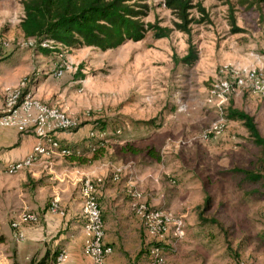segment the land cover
I'll use <instances>...</instances> for the list:
<instances>
[{"label": "rangeland", "instance_id": "1", "mask_svg": "<svg viewBox=\"0 0 264 264\" xmlns=\"http://www.w3.org/2000/svg\"><path fill=\"white\" fill-rule=\"evenodd\" d=\"M192 1L200 3L206 18L200 21L191 10L199 20L190 25L198 55L191 66L176 61L185 54L187 39L176 30L157 39L147 32L106 51L82 47L39 54L18 28V0H0V62L16 69L15 84L32 80L29 91L36 98L102 137L105 152L98 160L111 168L107 172L122 173V166L133 162L151 181L155 187L149 195L143 196L139 185L130 187L140 190L139 199L148 206L179 217L183 227L181 236L170 229L164 234L163 264H264V173L252 182L232 171L254 170L258 148L239 121L223 117L228 106L242 109L264 134V96L211 85L224 67L264 73V2ZM145 3L144 22L171 27L175 18L163 0ZM213 125L220 130L213 132ZM6 188L0 184V264H12L13 258L18 264L30 258L36 263L45 250H60L51 238L31 248L15 240ZM134 220L132 227L143 237ZM139 250L128 257L152 264Z\"/></svg>", "mask_w": 264, "mask_h": 264}, {"label": "crops", "instance_id": "2", "mask_svg": "<svg viewBox=\"0 0 264 264\" xmlns=\"http://www.w3.org/2000/svg\"><path fill=\"white\" fill-rule=\"evenodd\" d=\"M17 77L12 65L0 62V108L4 87L14 85ZM85 125L83 123L73 131L56 130L54 135L67 144L82 146L90 139L86 136L89 128L84 129ZM35 141L32 132H19L11 126H0V184L7 187L5 192L10 198L13 215L16 218L22 209L39 212L38 222L22 225V246L31 248L37 242L51 238L54 245L58 244L66 252L65 259L58 264H91L81 249L84 233L79 180L83 177L99 178L96 190L104 224V239L112 245V251L105 256V264H140V258L131 260L128 256L140 248L145 249L149 240L141 224L143 237L132 227L135 224L132 200L125 196V192L127 187L139 185L144 190L143 196L149 195L154 190L152 187H155L151 181L138 172L133 162L123 165L122 173L117 174L115 180L112 179L114 172H107L109 167L98 160L105 150L98 158L87 163H76L70 157L54 153L12 174L5 173L4 165L23 158ZM52 196L57 198L61 213L45 209L47 200Z\"/></svg>", "mask_w": 264, "mask_h": 264}, {"label": "trees", "instance_id": "3", "mask_svg": "<svg viewBox=\"0 0 264 264\" xmlns=\"http://www.w3.org/2000/svg\"><path fill=\"white\" fill-rule=\"evenodd\" d=\"M22 7V17L18 28L25 39H31L39 54L49 55L60 50H72L91 47L100 51L116 48L126 41H138L145 33L152 37H167L173 30L187 35L185 54L176 61L187 66L193 65L197 58V49L190 40V25L206 18L204 8L199 2L192 0H163L164 6L170 10L175 20L171 27L161 26L157 22H144L148 12L145 0H18ZM264 2V0H259ZM195 9L201 18L197 21L191 15ZM30 80L26 86L29 88ZM225 119L237 120L245 128L250 141L257 146L255 169L233 167L232 171L241 175V179L258 181L264 173V134H261L256 122L248 112L228 106L223 115ZM83 122L77 124L79 127ZM105 122L97 126L104 129ZM75 129V128H74ZM113 131L118 127L112 125ZM70 151L64 154L76 163H87L98 158L105 150L102 137H92L82 146L68 144ZM74 148H78L75 152ZM255 189L251 190V192ZM208 202L206 198L205 203ZM261 244L264 245V233H261ZM151 244L162 242L148 241ZM142 250V248H141ZM140 251V250H139ZM58 252L55 248L44 251L42 256L33 263L32 258L27 264H51ZM12 264H18L13 258Z\"/></svg>", "mask_w": 264, "mask_h": 264}, {"label": "built area", "instance_id": "4", "mask_svg": "<svg viewBox=\"0 0 264 264\" xmlns=\"http://www.w3.org/2000/svg\"><path fill=\"white\" fill-rule=\"evenodd\" d=\"M219 77L211 82L213 89L218 88L227 92L234 88H244L257 95L264 96V73L258 69H244L224 67L218 71ZM79 122L64 110L53 104H48L36 98L26 90L25 79L19 80L13 87L5 88L0 108V126H11L19 132H32L36 141L31 150L21 159L8 161L3 168L7 174L52 154L64 155L70 151L67 143L58 139L56 130H74ZM213 132L220 130V125L212 126ZM117 131V130H116ZM88 137H99L88 132ZM78 152V148H74ZM112 179L117 178L114 172ZM99 178L83 177L79 180L80 214L84 238L82 252L90 259L91 264H105V256L112 251V245L104 239V224L101 209L97 200L96 185ZM126 195L130 197L133 214L142 225L148 240L161 242L167 230L173 236L183 233L182 222L179 217H173L161 209L148 206L140 201L141 192L134 187L126 188ZM45 209L49 212L62 210L57 204V198L52 196L47 200ZM39 220V212L22 209L16 218L10 220L15 240L23 238L22 225L35 223ZM161 244H151L147 248V257L152 264H163ZM66 252L60 248L51 264H58L65 259ZM238 264H245L239 262Z\"/></svg>", "mask_w": 264, "mask_h": 264}]
</instances>
